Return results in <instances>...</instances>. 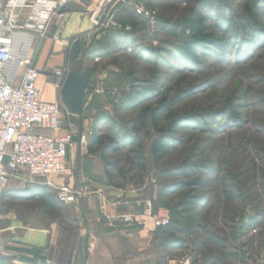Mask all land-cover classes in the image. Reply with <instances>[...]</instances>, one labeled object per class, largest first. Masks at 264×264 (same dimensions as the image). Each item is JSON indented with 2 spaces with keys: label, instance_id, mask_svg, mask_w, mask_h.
<instances>
[{
  "label": "rangeland",
  "instance_id": "rangeland-1",
  "mask_svg": "<svg viewBox=\"0 0 264 264\" xmlns=\"http://www.w3.org/2000/svg\"><path fill=\"white\" fill-rule=\"evenodd\" d=\"M199 1L113 0L96 14L100 0L71 4L91 20L87 31L67 37L77 41V62L88 74L82 129L68 148V171L50 179L87 187L91 194L81 200H146L166 211L164 227L155 226L158 211L147 218L157 232L166 230L158 238L169 264H264V0H218L214 8ZM196 12L204 34L222 47L199 49L193 64L177 53L183 37L176 23ZM247 16L253 30L237 25ZM125 18L137 27L117 23ZM164 96L172 105L155 128L148 111ZM167 115L181 121L155 164L150 146L164 135ZM139 116L143 127L133 132ZM78 134L87 136L85 146ZM91 136L103 140L89 152ZM110 140L116 144L101 157ZM21 179L10 186L45 184ZM25 195L0 199V264H28L21 253L31 256L37 229L50 224L47 205ZM170 236L178 240L172 247Z\"/></svg>",
  "mask_w": 264,
  "mask_h": 264
},
{
  "label": "crops",
  "instance_id": "crops-1",
  "mask_svg": "<svg viewBox=\"0 0 264 264\" xmlns=\"http://www.w3.org/2000/svg\"><path fill=\"white\" fill-rule=\"evenodd\" d=\"M65 12V19L53 23L45 40L40 41L33 35L26 39L22 33L14 41L15 55L33 57L38 71L35 86L40 92V100L56 103L63 114L58 135L82 129L87 85L81 90L68 84H84L88 74L83 62H77V41L68 43L67 37L87 31L91 24V20L84 18L76 6H69ZM75 146L76 143L69 149L74 150ZM54 180L58 185L63 183L60 178ZM22 185L21 190L14 183L9 185L1 200H29L25 193L40 199L35 191L46 186L43 183ZM46 188L48 193H53ZM145 201L105 200V196H94L66 208L68 212L62 214L56 210L58 205L55 208L47 206L52 212L50 224L47 228L37 229V236H33L35 249L32 255L21 254L34 264H169L159 244L158 232L147 218L149 213L155 214L159 209L152 203L148 210ZM124 214L138 216L137 223L125 224L120 218Z\"/></svg>",
  "mask_w": 264,
  "mask_h": 264
},
{
  "label": "built area",
  "instance_id": "built-area-1",
  "mask_svg": "<svg viewBox=\"0 0 264 264\" xmlns=\"http://www.w3.org/2000/svg\"><path fill=\"white\" fill-rule=\"evenodd\" d=\"M78 1L0 0V199L10 182L23 180L22 176L44 179L57 202L65 207L91 194L87 187L82 191L51 181V177L63 176L68 171V148L75 133L57 134L63 119L59 106L40 100L33 57H19L14 52L17 35L23 33L26 39L33 35L45 40L53 23L62 22L65 10ZM112 1L100 0L99 9ZM77 137L78 143L85 146L87 136ZM145 205L151 208L150 201H145ZM158 212L153 220L161 228L168 224L169 217L164 210ZM121 218L127 225L136 219L128 214Z\"/></svg>",
  "mask_w": 264,
  "mask_h": 264
},
{
  "label": "trees",
  "instance_id": "trees-1",
  "mask_svg": "<svg viewBox=\"0 0 264 264\" xmlns=\"http://www.w3.org/2000/svg\"><path fill=\"white\" fill-rule=\"evenodd\" d=\"M199 4L203 7H209L214 8L218 7V0H200ZM147 8L149 10H152V6L147 4ZM239 23L237 25L245 30H253L256 27V22L252 19V16H247L240 18ZM117 23L121 25L122 27H130L135 29L137 27V23L134 22L130 18L123 19H117ZM176 26L180 29V32L182 33V39L180 40V45L177 48V53L180 55L181 58L185 59L186 61H189L193 64H196V58H197V51L199 49L205 48L208 44H213L216 48H221L222 45H220L216 40H213L210 35L204 34L205 33V27L203 25V18L201 16L200 12L191 13L187 17L181 18L177 23ZM168 32L172 33L173 35L176 34L175 30H172V28L167 29ZM165 96L160 100V104L156 106L155 108L148 111L150 114L151 122L153 127H158V123L161 120V118L165 115V113L169 111L172 102L165 103ZM142 116L137 117L134 120V127L133 132H137L143 127L142 122ZM166 120L169 122L168 127L163 130L165 133L164 135H160L157 139L152 141L150 150L152 153V161L153 163L157 164L162 159H164L166 155V145L168 142V139L170 138V134L175 133L177 130L179 123L181 119L179 118H173L171 119L168 115L166 116ZM103 138L101 136H91L89 139L88 144V151L91 152L94 145L102 143ZM116 143L113 140H110L109 144L104 148L101 157H104L105 154L108 152V150L113 147ZM137 159L142 160V156L137 153L136 154ZM164 190H162L159 193V197H162ZM35 195L39 196L45 205L55 208V205H58L59 207L56 208L57 211H60L61 209L66 210L65 207L60 205L55 197V193H48L46 186L38 187L35 191ZM162 201V200H160ZM161 231L157 233V235L160 237L161 233L166 235V230L164 228L160 229ZM158 239V238H157ZM171 247L172 245L178 243V240H174L173 236H170V241L168 242ZM164 245V244H163ZM0 261L5 262V259L2 258L0 255ZM28 264H34L31 259H27ZM5 264V263H4Z\"/></svg>",
  "mask_w": 264,
  "mask_h": 264
},
{
  "label": "water",
  "instance_id": "water-1",
  "mask_svg": "<svg viewBox=\"0 0 264 264\" xmlns=\"http://www.w3.org/2000/svg\"><path fill=\"white\" fill-rule=\"evenodd\" d=\"M69 86H72V88H74V87H80V89L82 90V89H84V87L87 85V81H85V83L84 84H81V83H78V84H75V82L74 83H70V84H68ZM79 114L81 113V107H79Z\"/></svg>",
  "mask_w": 264,
  "mask_h": 264
}]
</instances>
